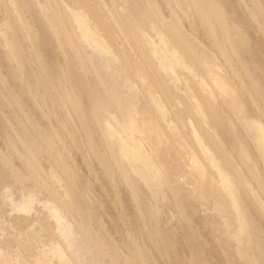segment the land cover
<instances>
[{
  "label": "bare ground",
  "instance_id": "bare-ground-1",
  "mask_svg": "<svg viewBox=\"0 0 264 264\" xmlns=\"http://www.w3.org/2000/svg\"><path fill=\"white\" fill-rule=\"evenodd\" d=\"M44 1L48 14L61 9L62 31L76 35L75 54H85L84 64L57 43L58 36L44 38L46 12L29 9L31 0H14L15 15L24 21L32 51L51 60L47 70L56 76L48 83L59 90L56 100L68 101L69 114L84 124L89 148L95 156L104 155L107 165L96 184L103 182L114 193L108 203L116 205L122 220L139 236L145 229L153 231L168 253L165 264H264V0H130V5L126 0ZM100 5L119 30L106 23ZM8 17L2 20L6 27ZM10 33L15 44L7 50L29 75L31 57L22 44L23 33L17 28ZM9 67L0 56V73L20 102L22 87ZM32 83L36 88L37 79ZM29 111L30 125L38 132L44 126L41 112ZM18 142L22 150L14 147L24 170L38 177L42 167L35 163L34 139L25 132ZM1 159L0 185L9 188L23 173ZM197 161L200 167H195ZM54 169L55 199L76 217L79 230L96 248L90 223L105 228L100 201L94 202L96 195L88 194L87 186H74L62 173L63 164ZM104 187L100 190L106 192ZM126 198L132 199L131 216L138 213L140 229L125 212ZM195 204L208 206L210 220L197 217ZM25 205L11 210L14 228L22 230L30 220L21 212ZM55 214L51 229L63 240L56 248L60 255L68 253L58 264H111L78 239L76 231L64 228L59 222L64 217ZM40 229L33 227V233ZM16 243L22 250L16 264L38 247L25 240L2 246L7 250ZM50 258L37 262L47 264ZM144 259L140 264H146Z\"/></svg>",
  "mask_w": 264,
  "mask_h": 264
},
{
  "label": "rangeland",
  "instance_id": "rangeland-1",
  "mask_svg": "<svg viewBox=\"0 0 264 264\" xmlns=\"http://www.w3.org/2000/svg\"><path fill=\"white\" fill-rule=\"evenodd\" d=\"M126 1H128L126 4L130 5V0ZM13 2L14 0H0V56L6 61L7 65L10 66L9 68L16 73L17 77L15 84L17 83L16 85L22 87L23 99L19 102L13 96L10 86L0 73V165L3 156L6 160H9L11 168L15 167L17 171L19 170L23 175H18L16 181L13 180L9 183V188H3L0 185V188H2L0 189V264H16L15 260L22 253V250L17 243L12 248L4 250L2 244L13 240H18V242L25 240L27 242H33L38 246L35 252L29 254L28 258L24 260L23 264H38L45 256L47 258L51 257V260H48L47 264H58L64 257H67L68 253L65 252L64 254H61L62 256L60 255L58 248L62 245L63 240L57 238L58 232L56 229H51V225L53 224L52 221H54L52 215L55 213V216H57V214L60 215V217L58 216V219L64 217L61 221L59 220V222H63L61 225L64 228L69 231L71 230L70 232L76 231L78 239L82 238L84 241L86 240L85 242H87V245L91 243L85 238L86 236L82 231L79 230V227L75 222L76 217H72L66 212V209L60 206V203L55 199L57 195L52 189L53 177L51 176L50 171L51 169L55 170L54 168L57 167L58 163L59 165L63 164L62 173L74 182V186L77 188L87 186L88 190L86 191H89L88 194L92 193L96 195L94 202L96 203L99 200L101 203V206H97L99 209H102L103 216H101V219L104 220L105 228H98L97 222H95V224L94 222L90 223L92 228L90 229L93 230L92 236H94V240L95 238L97 239L98 243L96 241V248H94L92 244L89 246H91L93 250L96 249L95 251L98 250L101 253L102 261L111 264H140L142 262L144 263V257H146L148 259L145 261L146 264L147 262L152 261H154L155 264H165L164 257L168 256V253L165 252L164 248L160 245L162 243L155 240L154 235L152 234L153 231L150 233L146 232V229L145 232L141 230L143 232H141L140 236L137 232H134L135 228L126 223L125 220H122V214H118V209L113 207L116 205L113 202L110 204L108 203L113 199L114 193L111 194L110 189L105 188L106 186L104 187L103 182H101L100 186L96 184V179L101 180L104 173L103 168L107 165L103 161L105 157L101 158V156L104 155L98 154L95 156L92 149L89 148L88 142L86 143L87 137H85L86 130H84V124L78 118H73L72 113L69 114L71 107L68 105V101L65 98L56 100L55 95H57V92L59 93V90L54 84L48 83V81H55L54 77L56 76L53 71L50 72L47 70V66L51 63V60L48 56L38 55L32 51L33 45L29 36L26 34L27 32L25 30L24 21L15 15L16 13L14 11ZM26 5L29 9H32L34 6L39 14L47 11L44 0H31V2ZM104 7L105 6L100 5V9L104 12V15H106V23L110 24L114 30H119V26L117 27V25H115V19L110 14L106 13ZM60 12L61 9H54L52 14L46 12L45 16H42L48 29L47 32L44 33L46 35L48 34V36L46 37L44 35V38L46 39L49 36L53 37L55 35L58 36L57 43L62 44L66 52H74L73 57L75 61H79L80 59L84 64L87 60L85 54L80 53L79 56L78 54H75L77 53L75 44L77 43L78 38L74 34H65L62 31L59 17ZM7 16H9L8 20L10 21L8 27H6L5 22L2 21L4 18V20H6ZM262 24H264V22H262ZM15 28L23 33V35L21 34L22 44L27 50V54L31 57V63L26 65V68H28V72L30 73L29 75L25 74L24 68L19 69L14 54L7 50L10 45L13 47L15 44V39L10 35V32L13 33ZM8 29L11 31H7ZM149 37L155 43L157 42L156 36L152 32L149 33ZM131 55L135 58V53H132ZM34 79H37L38 81L36 88L33 87L32 83ZM173 83L175 85H180L177 82ZM50 96H53L54 98H51ZM51 108L55 110L53 114L49 112L52 110ZM29 110L41 112L40 121L44 126L38 132H36V129L30 125L29 112L32 111ZM72 112H74L73 108ZM54 114L55 117L58 116L57 119L53 118ZM25 132H28L34 139L35 146L33 147V155L36 158L35 163L42 167V170H38V177H35L33 174L29 172L27 173L26 170H24L19 155L15 151L14 145L22 150V147L18 142V135ZM94 133L96 138H101L97 129H95ZM13 141L16 143L11 145V142ZM102 145V149L105 151L103 142ZM51 150L53 151L52 154L50 152ZM23 152L25 153V151ZM106 160L108 159L106 158ZM200 166L201 163L197 161L195 167ZM119 179L120 177L115 174L117 187L120 186ZM102 187L106 189V192L100 190ZM119 188L121 189V187ZM86 191L84 190V195H87ZM103 192L105 193V196L107 194L109 197H105ZM194 194L196 193H193L192 197L195 199ZM24 201L28 205H25L27 207L24 206L22 208L23 211L21 212H24V215L30 220L27 222V226L20 230L13 227L11 223V215L12 212H14L13 209L19 205V203H24ZM125 201V212L131 216V213L134 214L133 212L135 209L134 207H131L132 199L126 198ZM191 205H193V203H191ZM55 207L57 210L56 212L54 211ZM207 207L208 206L205 205L198 206L195 204L194 213L199 219L210 220L212 211H207ZM208 214L210 217H208ZM131 220H136L133 222V226L139 229L141 228L138 220V213L137 215L135 213ZM64 223L69 224L70 227ZM130 223H132V221H130ZM36 226H40L41 228L38 234L33 233V227ZM83 235L85 239L83 238ZM148 235L151 238H148ZM42 236L43 238L45 236L48 237L44 243L41 241L43 239ZM114 238H116V241ZM51 242H54L55 245ZM138 242H140V244H138ZM52 245H54L53 248ZM52 261L55 263H52ZM171 264H175V262L171 261Z\"/></svg>",
  "mask_w": 264,
  "mask_h": 264
}]
</instances>
